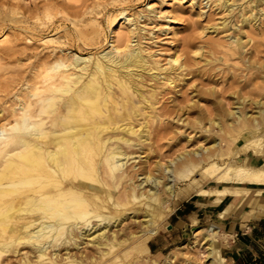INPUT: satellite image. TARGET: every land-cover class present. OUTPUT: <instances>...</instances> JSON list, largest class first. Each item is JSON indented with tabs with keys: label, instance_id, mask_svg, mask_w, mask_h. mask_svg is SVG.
Returning <instances> with one entry per match:
<instances>
[{
	"label": "bare ground",
	"instance_id": "bare-ground-1",
	"mask_svg": "<svg viewBox=\"0 0 264 264\" xmlns=\"http://www.w3.org/2000/svg\"><path fill=\"white\" fill-rule=\"evenodd\" d=\"M232 1L223 5L230 10ZM100 4L107 5L101 0H0V42L9 43L0 55L16 54L19 61L22 40L39 41L45 49L28 55L33 58L28 73L17 70L0 85V264H225L226 240L219 239L225 236L212 224L196 227L172 254L145 255L148 240L173 209L176 184L194 183L196 168L212 173L216 182L264 183V163L252 164L246 153L264 155V99L253 100L254 109L246 108L247 99L227 109L214 87L196 90L190 101L188 95L164 97L177 95L187 75L206 71L211 61L220 58L228 66L222 48L234 54L235 47L218 37L198 45L185 41L187 53L179 56L175 48L163 63L156 57L158 48L152 51L142 42L148 36L139 19L148 13L130 19L121 8L117 18L106 15L110 48L98 50L108 41L93 26ZM255 17L242 15L241 25ZM118 18L128 25L117 26ZM5 28L15 32L6 36ZM170 31L177 35L180 29ZM236 39L240 43L241 37ZM230 64L235 68L237 61ZM200 101L205 109L212 103L216 115L206 122L229 135L226 147L221 135L210 145H183L165 161L149 164L142 152L157 155L153 142L169 139L175 146L190 139L180 128L190 124L189 107ZM202 120L195 115L197 124ZM195 189L199 194L248 190ZM255 191L264 194V189ZM131 213L137 228L126 231L119 225Z\"/></svg>",
	"mask_w": 264,
	"mask_h": 264
},
{
	"label": "rangeland",
	"instance_id": "rangeland-1",
	"mask_svg": "<svg viewBox=\"0 0 264 264\" xmlns=\"http://www.w3.org/2000/svg\"><path fill=\"white\" fill-rule=\"evenodd\" d=\"M101 1L107 5L103 8L104 5L100 4L99 7L95 8L102 10L100 11L101 13L99 12L96 14L97 20L93 21V26H99L102 29L99 34L102 36L106 35L108 41L103 43L98 50L110 48V31L106 26V15L108 14L109 18H117L116 14L121 8L126 9L125 11L128 12L126 16L130 19L133 17V14H137V12L148 13V16H143L139 19L140 25H144L145 29H143V31H145V34L148 36V39L145 40L143 38L142 42L150 47L152 51L155 47L158 48L156 57H160L163 63H165L168 58L167 54L174 53L175 48L179 49L177 52L179 56L187 53V49L184 50V53L182 48L185 45V41L198 45L203 41H208L210 38L218 37L222 42H226L228 45H231V47H235L234 54H231L227 47L222 48L229 57L227 59V62H229L228 66L222 64L220 58H218L219 61H211L207 65L206 71L203 70L197 75L189 73L187 75L189 78L187 83H185L184 86L182 83L177 86V88H179L177 95L167 92L163 95L164 97L174 95L177 99L183 100V96L187 97L188 95L190 101V96L193 95L196 90H208L210 87H214L216 91L215 95L221 97V101L226 104L225 108L227 109L235 108L237 104L236 101L242 99H247V109H254L252 101L264 99V2L257 4L256 0H234L231 2L232 9L229 10L223 5V0H194L192 6H190V0ZM198 11H200L201 14H198ZM251 13H255L256 17L252 18L249 24L241 25L242 15L251 16ZM101 18H103V20L99 21ZM172 18L176 19L175 23H172ZM118 20L120 21L116 23L117 26L121 25L126 27L128 25L126 21L121 23L123 18H118ZM223 21H225V24H222ZM172 26H176L180 29L177 35L171 33L170 27ZM162 29L165 31H162ZM3 30L5 35L7 34L10 36L15 32L10 28H5ZM152 33L154 34L153 39L149 38L152 37ZM48 34H50V32ZM235 35L241 37L240 43L237 42ZM247 36H251L253 40L247 41ZM132 41L134 42V40ZM5 42H0V48L9 44L7 41ZM239 45L241 46L237 47ZM17 47L22 51L19 61L17 59L18 55L16 54L0 55V85L4 82L5 78L16 73L17 70L21 73H28V64L33 59L32 56L28 55L33 54L35 51L39 52L45 50L42 49L43 45L39 41L25 42L22 40L21 43H18ZM205 49H207V47ZM221 52L222 51L216 50L215 54L221 56ZM189 54H192L195 59H198L200 56V54H193L191 52ZM209 54H212V56ZM209 54L208 55L211 57L216 56L214 52H210ZM235 60L237 61V66L233 68L230 63ZM3 99H6V97ZM201 103L203 104V102L200 101L198 106L190 105L189 113L187 114L189 115L190 124L181 126L180 128L191 135L190 139L188 141L181 140L175 146H172V140L169 141V139H161L156 143L153 142V148L156 149L157 155L146 149V151L142 152L143 158L148 155L149 164H151L154 159L165 161L181 150L183 145H185V149H195L210 145L213 137L219 138L221 135L223 137L221 147H226V141L229 135L224 134L222 131H218L215 124L206 122L208 118L213 117L215 114L212 103L206 102L209 104V106H207L209 110H206L208 108L205 109ZM197 112L204 118V120L198 124L194 121L195 115L198 114ZM185 115L186 113H183L182 116ZM224 118V115L223 118L220 116V122L223 125ZM168 128L174 129L175 126L172 125ZM246 153L248 155L251 154L250 151ZM247 154L243 155L245 156ZM200 170V168H196L194 172L191 173L192 179L196 177L198 179L195 180L194 183L189 184V186H185V181H179L176 184L177 190L183 186L186 188L181 189L176 200L174 199L172 201V208L178 201L179 195L187 194L189 191L195 190L197 186L205 184L209 178L215 181L212 173H201L203 170H201V172ZM138 206L134 205L133 207ZM171 212L166 216L164 221L159 223V232L148 240L150 252L145 256L159 259L164 255L172 254L178 251V248L183 246L192 235L196 227L190 230L188 228L186 230L173 232L170 216ZM134 218L135 216L131 213L130 216L123 219L119 227L125 228L126 231L135 230L137 227ZM219 234L220 236H225V239L219 238L222 242L226 240V245L222 249V254L224 255V249L228 242L224 232L219 230ZM203 252L205 254V251ZM177 258H179V253L177 254ZM195 264H199L198 260H196Z\"/></svg>",
	"mask_w": 264,
	"mask_h": 264
},
{
	"label": "crops",
	"instance_id": "crops-1",
	"mask_svg": "<svg viewBox=\"0 0 264 264\" xmlns=\"http://www.w3.org/2000/svg\"><path fill=\"white\" fill-rule=\"evenodd\" d=\"M249 160L259 165L264 163V155L249 154ZM202 186L248 190L199 194L195 189L179 195L170 214L173 232L212 224L225 233L228 241L224 249L225 264H264V194L258 195L255 191L264 189V183L215 182L209 178Z\"/></svg>",
	"mask_w": 264,
	"mask_h": 264
}]
</instances>
